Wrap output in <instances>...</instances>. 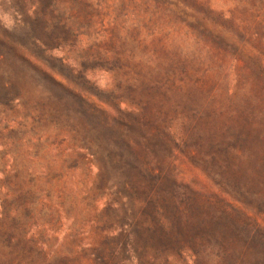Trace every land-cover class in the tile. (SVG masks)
I'll use <instances>...</instances> for the list:
<instances>
[{
	"label": "rangeland",
	"instance_id": "374dc122",
	"mask_svg": "<svg viewBox=\"0 0 264 264\" xmlns=\"http://www.w3.org/2000/svg\"><path fill=\"white\" fill-rule=\"evenodd\" d=\"M0 264H264V0H0Z\"/></svg>",
	"mask_w": 264,
	"mask_h": 264
},
{
	"label": "trees",
	"instance_id": "16d2710c",
	"mask_svg": "<svg viewBox=\"0 0 264 264\" xmlns=\"http://www.w3.org/2000/svg\"><path fill=\"white\" fill-rule=\"evenodd\" d=\"M50 6V5H49ZM68 7V9L69 10H71L72 11V6H67ZM78 23L77 22H75L72 26H71V28H70V30H72L73 31V28H74V26L75 25H77ZM67 29V28H66ZM55 36V35H54ZM55 38V37H54ZM57 38V37H56ZM39 40H41V41H44L42 38L40 39L39 38ZM27 61V60H26ZM29 62V61H28ZM30 64H31V62H30ZM46 75H48L47 73H46ZM49 76V75H48ZM49 77H51V76H49ZM6 87H8L9 86V83L7 82L6 84Z\"/></svg>",
	"mask_w": 264,
	"mask_h": 264
}]
</instances>
